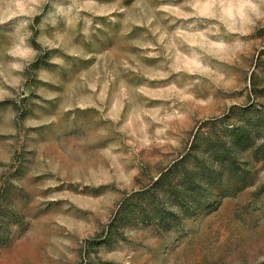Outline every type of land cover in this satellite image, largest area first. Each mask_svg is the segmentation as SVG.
Masks as SVG:
<instances>
[{
  "label": "rangeland",
  "instance_id": "1",
  "mask_svg": "<svg viewBox=\"0 0 264 264\" xmlns=\"http://www.w3.org/2000/svg\"><path fill=\"white\" fill-rule=\"evenodd\" d=\"M263 143L264 0H0V264H264Z\"/></svg>",
  "mask_w": 264,
  "mask_h": 264
},
{
  "label": "trees",
  "instance_id": "2",
  "mask_svg": "<svg viewBox=\"0 0 264 264\" xmlns=\"http://www.w3.org/2000/svg\"><path fill=\"white\" fill-rule=\"evenodd\" d=\"M244 127L234 130L231 132L230 136V143L228 144V148L226 149L227 153L229 151L235 150L237 147L241 145V147H246L249 144V138L245 134ZM240 148V147H239ZM264 143L263 145L256 147V148H249L248 152L253 162L257 163H264ZM263 149V151H261ZM214 154L210 153L211 160H214ZM191 156V149L185 154L183 157L179 159V161L174 166V169H183V174L180 175V186L188 187L190 186L191 189L188 193H185L186 199L194 205H198V200L203 192V189L206 187H210L211 189L216 185L220 184V175L224 168H229L231 171L233 170V159L229 156L226 157L227 161L225 164L227 167H224V162L219 161L220 165H218L215 169H210L209 172H202L199 168L192 166V168L188 169L185 167L186 160ZM180 167V168H179ZM169 172V171H168ZM171 172V171H170ZM170 172L168 174H170ZM167 176V175H165ZM165 176H161L156 181V185H160L163 182ZM169 192V191H167ZM166 196V193H164ZM159 213L160 218L162 219L163 216Z\"/></svg>",
  "mask_w": 264,
  "mask_h": 264
},
{
  "label": "clouds",
  "instance_id": "3",
  "mask_svg": "<svg viewBox=\"0 0 264 264\" xmlns=\"http://www.w3.org/2000/svg\"><path fill=\"white\" fill-rule=\"evenodd\" d=\"M253 5L250 3H240L227 6V13L229 15L235 13L241 20L244 19L245 9L252 8ZM20 44H24V40L21 39ZM31 54V50L28 48H14L9 52V55L18 56L20 58H27ZM14 67H19V65H14Z\"/></svg>",
  "mask_w": 264,
  "mask_h": 264
}]
</instances>
